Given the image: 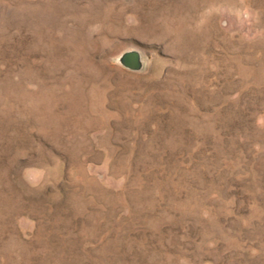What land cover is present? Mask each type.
Instances as JSON below:
<instances>
[{
	"label": "rangeland",
	"instance_id": "1",
	"mask_svg": "<svg viewBox=\"0 0 264 264\" xmlns=\"http://www.w3.org/2000/svg\"><path fill=\"white\" fill-rule=\"evenodd\" d=\"M0 264H264V0H0Z\"/></svg>",
	"mask_w": 264,
	"mask_h": 264
},
{
	"label": "water",
	"instance_id": "2",
	"mask_svg": "<svg viewBox=\"0 0 264 264\" xmlns=\"http://www.w3.org/2000/svg\"><path fill=\"white\" fill-rule=\"evenodd\" d=\"M124 64L131 69L138 68L140 65L138 54L134 51L126 53L124 55Z\"/></svg>",
	"mask_w": 264,
	"mask_h": 264
}]
</instances>
